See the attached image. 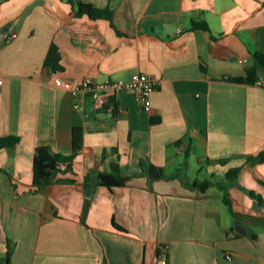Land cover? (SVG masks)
<instances>
[{
    "label": "crops",
    "instance_id": "1",
    "mask_svg": "<svg viewBox=\"0 0 264 264\" xmlns=\"http://www.w3.org/2000/svg\"><path fill=\"white\" fill-rule=\"evenodd\" d=\"M74 1L112 18L78 14L67 0H0V137L20 139L0 150V264H162L164 245L167 264H264V203L250 195L264 201V162H248L264 152V87L232 80L250 69L264 80V0ZM52 44L56 72L45 67ZM140 73L159 83L150 108L122 93L114 116L90 101L74 108L53 85L56 75L78 83ZM76 127L83 144L72 170L61 166L36 190V149L71 155ZM114 163L129 181L101 185ZM233 168L230 210L215 183Z\"/></svg>",
    "mask_w": 264,
    "mask_h": 264
},
{
    "label": "trees",
    "instance_id": "2",
    "mask_svg": "<svg viewBox=\"0 0 264 264\" xmlns=\"http://www.w3.org/2000/svg\"><path fill=\"white\" fill-rule=\"evenodd\" d=\"M72 5H76L78 8V14H88L91 18H106L111 20L112 11L110 9H106L105 11L99 10L95 8L91 4H87L81 1L67 0ZM194 29L202 28L208 29L207 25L202 23H194ZM256 57L262 63H264V55L261 53H256ZM60 59L61 55L58 47L55 44H52L50 50L45 59V67L51 69L52 71H58L60 69ZM233 81L237 82H248L255 83L257 82V72L256 69H250L248 71V75L246 78H233ZM114 104V114L116 113L115 108V99L112 101ZM82 129L80 127H76L73 131V153L71 155L65 156L58 153H53L49 147H39L36 149V154L33 162V170H34V186L36 190L40 187L50 184L55 181V176L57 172L61 169V166L65 167L64 171L72 170L73 162L82 147L83 144V136ZM19 137L17 136H6L0 137V150L3 148H12L19 142ZM248 162L250 163H258L264 162V152L259 153L255 156H249ZM144 171L150 176L153 180H158L164 178V171L162 168L155 167L152 164L141 163ZM240 168H233L224 177L220 183H215L216 186L223 192V201L228 206L230 210H232V203L229 197L228 187L232 184L238 177ZM100 184L109 188L112 187H120L124 186L128 181L129 177L123 176L120 171V166L117 163L112 164V168L110 172H101L99 174ZM214 183L211 181H207L202 184H196L200 188V190L205 191ZM250 195L257 200L258 203H264L262 201L260 195H256L251 192ZM115 227L123 230L119 225L115 224ZM161 253V247L159 249V255ZM13 254L12 247H9L7 252L8 262L10 261Z\"/></svg>",
    "mask_w": 264,
    "mask_h": 264
},
{
    "label": "built area",
    "instance_id": "3",
    "mask_svg": "<svg viewBox=\"0 0 264 264\" xmlns=\"http://www.w3.org/2000/svg\"><path fill=\"white\" fill-rule=\"evenodd\" d=\"M257 85L264 87V80L260 79ZM3 85V78L0 75V87ZM53 85L68 90L75 102L74 108L85 109L86 101L91 102V109L94 111H103L114 116L113 100L122 93L132 94L142 109H149L151 106V94L158 87L156 79L147 74L140 73L133 75L130 79H108L103 82H97L86 78L81 82H75L61 75H56ZM168 246L161 247V263H168ZM233 259L232 255L227 256Z\"/></svg>",
    "mask_w": 264,
    "mask_h": 264
},
{
    "label": "water",
    "instance_id": "4",
    "mask_svg": "<svg viewBox=\"0 0 264 264\" xmlns=\"http://www.w3.org/2000/svg\"><path fill=\"white\" fill-rule=\"evenodd\" d=\"M235 228H236V230H237L239 233H241V234H243V235H245V236L248 235V231H247L245 225H244L241 221H236Z\"/></svg>",
    "mask_w": 264,
    "mask_h": 264
}]
</instances>
